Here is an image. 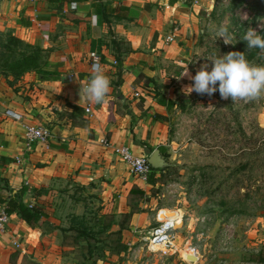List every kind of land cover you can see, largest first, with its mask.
<instances>
[{
  "label": "crops",
  "instance_id": "obj_1",
  "mask_svg": "<svg viewBox=\"0 0 264 264\" xmlns=\"http://www.w3.org/2000/svg\"><path fill=\"white\" fill-rule=\"evenodd\" d=\"M116 6L129 10L114 11ZM185 7V0H0V24L13 26L17 36L32 44L53 48L50 60L58 71L57 77L42 80L36 71L27 72L12 86L0 76V185L10 195L22 189L23 202L52 212L39 228L11 214L6 231L0 233V264H111V259L78 255L85 253L86 242L68 243L64 220L72 211L74 193L81 189L93 193L98 181L103 185V204L111 212L130 211L134 185L147 195L151 186L132 178L129 171L126 174L116 148L127 144L139 152L156 149L161 141L156 139L161 123L154 114L166 115L165 105L150 95L153 82L148 79L155 80L158 72L151 67L176 46L175 33L167 30L181 19ZM83 39L88 42L84 50L76 49ZM92 52L101 56L111 81L103 104L80 97L81 84L89 82ZM8 109L21 118L6 114ZM26 124L47 125L52 138L29 143ZM103 137L109 146L101 142ZM5 206L0 203V214ZM146 214L132 215L122 241L129 244L139 226H147ZM156 215L150 218L156 221Z\"/></svg>",
  "mask_w": 264,
  "mask_h": 264
},
{
  "label": "rangeland",
  "instance_id": "obj_2",
  "mask_svg": "<svg viewBox=\"0 0 264 264\" xmlns=\"http://www.w3.org/2000/svg\"><path fill=\"white\" fill-rule=\"evenodd\" d=\"M185 5L181 19L167 30L175 33L176 46L167 57L157 60L159 65L151 67L158 73L150 95L157 98L161 93L174 101L170 108L165 106L166 119L156 131V139L161 141L155 145L168 165L153 173L145 199L129 195L128 202L139 209L138 213L148 212L145 221L149 223L139 226V231L155 224L150 217L160 209L176 214L183 254L191 251L188 245L200 252L201 259L193 264H264V97L234 103L231 97L222 98L219 90L212 95L186 94L183 90L194 83L189 75L194 76L204 63H209L211 70L206 58L210 55L239 51L250 61L264 63V58L257 56L259 50H249L241 38L250 27L264 35V0H185ZM220 26L236 36L235 44L215 38ZM9 32L15 34V28L0 24V33ZM87 43L83 39L75 48L84 50ZM48 49L51 56L53 48ZM187 68L188 74L183 75ZM4 73L0 68V76L10 83L11 75ZM150 148L139 152L132 149L136 154L150 155ZM120 161L126 174L136 178L126 162ZM92 191L74 193L72 211L64 220L70 230L68 243L85 231L86 236L93 237V251H97L92 257L111 259V264H186L177 256L161 257L146 247L133 252L127 240H120L118 245L109 241H116L119 235L107 232L118 231L119 223L131 226V219L105 208L101 181ZM135 235L130 240L133 247L143 244V232ZM76 253L84 257L81 251ZM85 253L90 259L87 250Z\"/></svg>",
  "mask_w": 264,
  "mask_h": 264
},
{
  "label": "clouds",
  "instance_id": "obj_3",
  "mask_svg": "<svg viewBox=\"0 0 264 264\" xmlns=\"http://www.w3.org/2000/svg\"><path fill=\"white\" fill-rule=\"evenodd\" d=\"M261 28H264V23H261ZM215 38H223L225 44L237 42L236 36L224 26L215 30ZM241 38L247 41L249 50H259L258 58H264V35L250 27ZM206 58L211 62V70L209 63L206 62L194 76L189 75V79L194 83L183 89L186 94L195 91L202 95H212L219 90L222 98L231 97L234 103L264 97V63L250 61L245 52L239 51H230L224 55L213 54ZM185 74H188V68L183 73ZM110 91V78L97 60L92 64L89 82L81 84L80 97L90 103L103 104L107 102Z\"/></svg>",
  "mask_w": 264,
  "mask_h": 264
},
{
  "label": "trees",
  "instance_id": "obj_4",
  "mask_svg": "<svg viewBox=\"0 0 264 264\" xmlns=\"http://www.w3.org/2000/svg\"><path fill=\"white\" fill-rule=\"evenodd\" d=\"M49 2H65V1H70V0H48ZM118 9L128 12L129 7L121 6L118 8V6L113 7L114 11H117ZM124 15H126L124 13ZM2 48V49H1ZM2 50V51H1ZM49 49L44 48L41 46H38L36 44H32L19 36L15 35L13 32H9L6 35H3L0 33V68L3 69L5 72L4 74L9 76H13L14 79H18L21 76H24L27 72H32L36 71L38 74V78L40 80L42 79H52L54 77H57L58 71L57 68L51 60H50V55H49ZM10 83H12V80H9ZM153 82V78H149L148 82ZM158 93V92H157ZM157 100L158 103L161 105H165L168 108L174 103L173 100H170L167 98L166 95L159 93L157 95ZM76 108V106H73ZM155 120L156 121H162L166 119V116L160 113H155ZM154 151V148H150L149 154H151ZM159 171V169L153 168L152 167V172L149 177V181L153 182L154 181V174L155 172ZM1 194H0V203L5 204V211L8 214H17L23 219L30 227L32 228H39L41 225V222L50 217L51 215V210L44 206L36 205L33 203L32 206H29V204H26L23 202L21 199V195L23 190L18 191L15 194H11L9 192V189L1 186ZM24 189V188H23ZM4 194H3V193ZM135 193V194H134ZM129 195H135L138 197L140 200H143L146 198V193L145 190L140 188L139 186L134 185L133 188L130 191ZM128 205L130 206V211L127 213H123L122 216L124 217H132L133 214L139 212V209H137L132 202H128ZM74 216V215H73ZM120 224V228L116 232H110V231H115V230H110L107 233H116L119 235L117 237V240H110L113 241L112 243H115L118 245L120 243V240L122 241V232L123 229L127 228L124 225ZM63 231L66 232V237L69 238L70 230L69 227L63 228ZM88 232L81 231L79 236H73L71 237L70 244H80L83 241L86 242L85 249L88 252V255L90 257L94 256L97 251H93V237L91 236H86ZM108 235V234H107ZM104 238H101V241L103 242ZM69 241V239H68ZM83 249V250H85ZM82 254L85 256L86 253L82 252ZM98 254H101V252H98ZM93 258V257H92ZM99 258V257H97Z\"/></svg>",
  "mask_w": 264,
  "mask_h": 264
},
{
  "label": "built area",
  "instance_id": "obj_5",
  "mask_svg": "<svg viewBox=\"0 0 264 264\" xmlns=\"http://www.w3.org/2000/svg\"><path fill=\"white\" fill-rule=\"evenodd\" d=\"M32 3H37L43 0H26ZM173 40V37L169 38ZM91 60V70L92 64L95 61H99L100 64L103 65L101 56L96 53L92 52L90 55ZM73 78V75H70V79ZM86 82L85 84H87ZM90 106L87 107V111H90ZM6 114L13 116L16 119H20L21 116L18 113L8 109ZM25 139L29 143H46L52 138V130L44 124H36V125H25ZM101 142L107 146L110 145V141L108 138L103 137ZM116 151L120 158L126 162L128 165L129 171L136 175L138 178L148 182L150 174L152 172V165L150 164L149 158L150 155H139L134 153L133 149L130 145L123 144L120 147L116 148ZM32 206V204H29ZM165 209H160L156 215V221L153 226L147 229H142L140 232H143L141 236V240L143 244L137 247H133V242H129L131 246L130 249L133 252H140L144 250L146 247L152 253H156L161 257H169L172 258L173 256H177L182 262L186 264H193L194 262H198L201 259L200 252L197 247L190 246L191 251L183 254L185 246H181L180 242L178 241L177 237V219H171L169 217L164 216ZM10 214L6 211H3L0 214V233L6 231L7 224L10 221ZM19 245L18 243H16ZM197 257L194 259L193 257ZM199 256V257H198Z\"/></svg>",
  "mask_w": 264,
  "mask_h": 264
},
{
  "label": "water",
  "instance_id": "obj_6",
  "mask_svg": "<svg viewBox=\"0 0 264 264\" xmlns=\"http://www.w3.org/2000/svg\"><path fill=\"white\" fill-rule=\"evenodd\" d=\"M150 164L153 168L160 169L168 165L167 160L162 156L159 148H156L149 158ZM195 259V256L193 257ZM197 259V258H196ZM198 260V259H197Z\"/></svg>",
  "mask_w": 264,
  "mask_h": 264
},
{
  "label": "bare ground",
  "instance_id": "obj_7",
  "mask_svg": "<svg viewBox=\"0 0 264 264\" xmlns=\"http://www.w3.org/2000/svg\"><path fill=\"white\" fill-rule=\"evenodd\" d=\"M165 211H168V213H165ZM165 211H164V214H165L164 216L169 217V218L174 219V220L177 219V221H178V217L176 214H172L169 209H165ZM196 258L197 257H195V259Z\"/></svg>",
  "mask_w": 264,
  "mask_h": 264
}]
</instances>
